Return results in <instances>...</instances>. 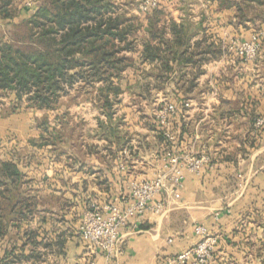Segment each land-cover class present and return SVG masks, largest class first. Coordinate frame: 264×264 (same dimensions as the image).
<instances>
[{
	"label": "crops",
	"instance_id": "1",
	"mask_svg": "<svg viewBox=\"0 0 264 264\" xmlns=\"http://www.w3.org/2000/svg\"><path fill=\"white\" fill-rule=\"evenodd\" d=\"M24 5L14 19L0 16V33L5 32V25L11 29L13 22L32 14L34 2ZM249 9L255 11L254 16ZM159 10V27H164L168 43L175 37L172 25L187 34V39L177 54H165L174 65L172 70L163 67L164 56L145 62L146 69L159 65L173 79L171 87L179 96L204 98V102L192 99L191 107L184 109L186 117L175 116L174 125L177 144H203L211 162L201 174L185 170L181 196L169 202L164 215L148 211L131 219L122 231L124 252L118 257H108L100 249L92 252L81 236L80 240L52 230L38 233L43 240L38 249L41 258H22L15 264H76L90 259L96 264H164L166 257L198 241L196 225H204L218 238L209 264H264V125L255 127V121L264 118V3L161 0ZM255 33H262V48L255 58L246 60L237 53L236 44ZM145 36H150L146 29ZM162 84L154 88L159 94L168 89ZM220 148L222 151L215 152ZM133 155L136 158L127 155L128 162L119 164L122 174L128 170V175L114 173L109 175V183L103 180L96 185L95 190L102 192L101 202L120 196L114 192H129L132 180L155 175L158 164L151 153ZM40 223L46 226L49 217ZM5 252L0 249V256Z\"/></svg>",
	"mask_w": 264,
	"mask_h": 264
},
{
	"label": "rangeland",
	"instance_id": "2",
	"mask_svg": "<svg viewBox=\"0 0 264 264\" xmlns=\"http://www.w3.org/2000/svg\"><path fill=\"white\" fill-rule=\"evenodd\" d=\"M35 1L24 0L25 3L34 2V5ZM117 1L127 7L129 14L136 16L135 21L141 23V27L131 36L135 37V48L131 52L125 51L130 65L117 82L121 93L117 96L110 94L113 102L109 109L111 114L107 112L104 97L98 96L99 84L94 89L77 84L70 93L59 98L54 109L31 107L26 99L19 101L15 95L0 91V161L15 163L24 174L18 178L20 189L17 195L6 204L24 197L30 199L34 207L31 218L19 220V226L13 222L9 225L11 233L0 240V249L21 245L24 239L21 235L29 229L40 233L65 231L80 239L78 223L85 204L102 201V192L96 191V185L103 180L108 182L109 175H128V170L122 174L124 170L119 166L128 162L127 155L134 158L136 155L133 153H140L145 157L147 153L172 147L182 155L208 153L203 144H177L175 116L168 131L157 116L166 104L181 106L189 102L191 107L192 99L204 102V98L179 96V92L171 87L173 79L161 72L159 65L146 69L147 65L142 60L146 38L143 25L147 19L149 24L156 10L141 12V0ZM248 12L255 13L250 9ZM6 27L0 34L8 33ZM161 83L168 89L159 94V90L154 88L163 87ZM165 131L175 134L176 140L166 141ZM220 151L221 148L215 152ZM115 159L119 162L116 163ZM47 217L49 224L44 226L40 222Z\"/></svg>",
	"mask_w": 264,
	"mask_h": 264
},
{
	"label": "trees",
	"instance_id": "3",
	"mask_svg": "<svg viewBox=\"0 0 264 264\" xmlns=\"http://www.w3.org/2000/svg\"><path fill=\"white\" fill-rule=\"evenodd\" d=\"M246 1L248 5L264 3V0ZM24 4V0H0V16L14 19ZM34 7L29 17L13 22L8 33L0 34V91L15 95L19 101L26 99L31 107L54 109L59 98L77 84L86 89H94L99 84L98 96L104 97L107 112L111 114L110 94L121 93L117 82L130 65L125 51L135 48V37L131 36L141 27L135 21L136 16L129 14L127 7L117 0H36ZM159 9H154L155 17H150L145 28L150 36L143 41L144 63L161 60L166 52L177 54L187 39V34L172 25L175 37L173 43H168L164 27H159ZM165 60L163 67L172 70L174 65ZM23 175L15 163L0 161V240L11 233L12 222L19 226V220L33 216L30 199L23 197L6 204L17 195L18 178ZM23 232L21 236L26 240L21 245L5 248L0 264L41 258L38 249L43 240L38 239L39 231ZM26 248L28 251H24Z\"/></svg>",
	"mask_w": 264,
	"mask_h": 264
},
{
	"label": "built area",
	"instance_id": "4",
	"mask_svg": "<svg viewBox=\"0 0 264 264\" xmlns=\"http://www.w3.org/2000/svg\"><path fill=\"white\" fill-rule=\"evenodd\" d=\"M32 6L33 2L28 3ZM161 5V0H141L139 10L148 13ZM262 33H255L248 40L236 44L237 53L246 60L257 56L262 48ZM190 103L182 106L169 103L157 114L163 128H170L172 118L181 114L186 117ZM264 125V118L255 121V127ZM165 131L166 141L174 142L176 135ZM158 164L153 177L132 180L129 192L117 196L108 202H94L85 208L78 232L89 250H102L108 257H118L124 252L123 229L131 219L142 217L148 211L164 215L169 202L179 200L185 179V170L201 174L204 167L211 162L207 152L182 155L175 148L152 153ZM162 197V198H161ZM198 241L185 250L166 257L164 264H209L216 248L218 238L211 234L204 225L195 226ZM76 264H96L95 260L77 262Z\"/></svg>",
	"mask_w": 264,
	"mask_h": 264
}]
</instances>
